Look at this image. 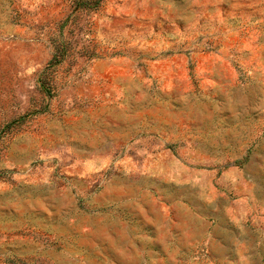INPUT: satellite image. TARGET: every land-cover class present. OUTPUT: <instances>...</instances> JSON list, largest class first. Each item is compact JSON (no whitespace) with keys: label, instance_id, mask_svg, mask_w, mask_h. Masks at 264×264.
Returning a JSON list of instances; mask_svg holds the SVG:
<instances>
[{"label":"rangeland","instance_id":"1","mask_svg":"<svg viewBox=\"0 0 264 264\" xmlns=\"http://www.w3.org/2000/svg\"><path fill=\"white\" fill-rule=\"evenodd\" d=\"M0 264H264V0H0Z\"/></svg>","mask_w":264,"mask_h":264}]
</instances>
